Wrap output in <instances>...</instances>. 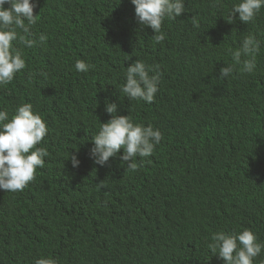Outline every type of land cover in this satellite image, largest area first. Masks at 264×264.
I'll return each mask as SVG.
<instances>
[{"label": "trees", "instance_id": "trees-1", "mask_svg": "<svg viewBox=\"0 0 264 264\" xmlns=\"http://www.w3.org/2000/svg\"><path fill=\"white\" fill-rule=\"evenodd\" d=\"M236 2L185 0L157 43L131 0H39L32 32L47 41L15 44L26 68L0 87V109L11 116L32 103L49 129L37 146L49 156L23 191L0 190V264H219L207 248L214 232L248 228L264 243V9L246 25L238 13L229 20ZM249 33L261 41L256 70L221 78L228 49ZM136 59L159 65L152 103L119 91ZM106 101L163 134L135 171L118 157L104 166L90 157L111 119Z\"/></svg>", "mask_w": 264, "mask_h": 264}, {"label": "clouds", "instance_id": "clouds-1", "mask_svg": "<svg viewBox=\"0 0 264 264\" xmlns=\"http://www.w3.org/2000/svg\"><path fill=\"white\" fill-rule=\"evenodd\" d=\"M135 16L141 27H150L157 43L165 39L162 31L166 19H175L186 12L185 0H131ZM8 5V7H5ZM39 0H0V87L11 83L21 70L26 68L21 48H33L44 44L47 36L41 33L34 38L32 26L37 23L34 9ZM264 9V0H238L233 3L229 20L254 23ZM194 26L199 25L193 20ZM15 42V43H14ZM261 41L253 33L246 35L235 50L229 48L231 63L219 69V76L227 78L234 71L252 74L257 68V55ZM89 65L77 60L75 69L87 72ZM161 72L159 65H146L135 60L125 71V82L119 91L129 100L152 103L159 91ZM104 111L111 119L101 123L97 134L91 139L90 157L95 164L104 166L109 158H119L129 169L135 171L137 157H150L161 143L163 134L151 125L135 123L130 115H120L115 102H105ZM48 126L42 116L34 111L30 102L21 103L9 116L0 109V190L15 193L23 191L35 179L37 168H43L49 152L38 147L48 134ZM123 149V154L119 155ZM71 164L79 166L77 155L71 154ZM212 256H218L219 264H264V243L248 228L232 234L214 232L207 244ZM35 264H58L54 258H39Z\"/></svg>", "mask_w": 264, "mask_h": 264}, {"label": "bare ground", "instance_id": "bare-ground-1", "mask_svg": "<svg viewBox=\"0 0 264 264\" xmlns=\"http://www.w3.org/2000/svg\"><path fill=\"white\" fill-rule=\"evenodd\" d=\"M80 3V2H79ZM204 98V97H203Z\"/></svg>", "mask_w": 264, "mask_h": 264}]
</instances>
